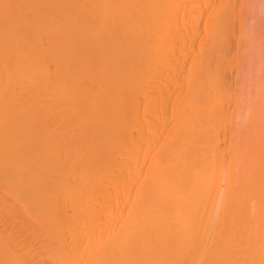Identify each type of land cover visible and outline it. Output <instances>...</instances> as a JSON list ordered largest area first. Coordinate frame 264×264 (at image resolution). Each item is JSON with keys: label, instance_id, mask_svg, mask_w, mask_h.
I'll list each match as a JSON object with an SVG mask.
<instances>
[{"label": "bare ground", "instance_id": "obj_1", "mask_svg": "<svg viewBox=\"0 0 264 264\" xmlns=\"http://www.w3.org/2000/svg\"><path fill=\"white\" fill-rule=\"evenodd\" d=\"M232 2L0 0V264H264V168L219 162Z\"/></svg>", "mask_w": 264, "mask_h": 264}, {"label": "rangeland", "instance_id": "obj_2", "mask_svg": "<svg viewBox=\"0 0 264 264\" xmlns=\"http://www.w3.org/2000/svg\"><path fill=\"white\" fill-rule=\"evenodd\" d=\"M233 2V4H234V7H236V9L234 8V12H235V10H236V12H235V19H234V27H233V31H232V36H231V38H232V43H231V57H229L230 59H228L227 60V62H226V66H227V64H228V66H227V68H225V69H227L228 70V72H227V70H226V73H225V77H224V79H223V81H224V84H226L225 86V91H227V97L224 99V105L225 106H229L228 107V109H229V113H230V117L227 119L226 118V121H225V123H226V125H224V127L222 128V133H221V136H220V145H222L221 146V148H223V152H222V150H221V153H220V155H219V162H220V160L221 159H223V157H224V160H226L225 161V164H226V169H227V171H226V173H228V172H230L231 174L229 175V178H230V176H231V181H232V185H233V188L237 191L238 189H239V187H241V184H242V182H245V185L248 187V190H252V187L253 186H255L256 184H258L257 182H256V184L255 183H253V181H254V178H253V175L256 173V172H258V171H260V170H262L264 167L263 166H261L262 164L261 163H263L262 161H264V151H263V148H264V122H262V121H264V105H262V104H260V102H262L263 103V99H264V79H263V76H264V72H262L261 70H263V67H264V52H263V50H264V41L263 40H261V38L258 40V42H257V40H254V38H252L253 36L252 35H250V32H249V30H250V26L252 27V25H255L256 26V23L258 24V25H260V20L259 19H261V17L263 16L264 17V14H263V10H262V8L260 7L262 4L261 3H263V0L261 1V0H251V2H250V0H244V2L242 1V0H232ZM238 1V2H237ZM249 3V9H248V7H247V4ZM236 3V4H235ZM243 3H244V5L246 4V8H245V6L243 5ZM259 4V5H258ZM260 7V8H259ZM252 9V10H251ZM258 9H260V10H258ZM253 11H255V12H253ZM258 11H259V13H258ZM241 12V13H240ZM250 12V13H249ZM251 12H253L252 14H251ZM237 14V15H236ZM256 15L257 17L260 15L261 17L259 18H257L256 16V18H257V20H256V23L255 24H253V18H252V16L254 17V15ZM196 16H198V15H196ZM196 16H194V17H196ZM240 16H242V17H240ZM237 17V18H236ZM251 17V18H250ZM248 18H250V20L248 19ZM203 19V18H202ZM238 20V21H237ZM247 20H249L248 22L250 23V25H248L249 23H246L247 22ZM244 21V22H243ZM252 21V22H251ZM259 23H258V22ZM236 23V24H235ZM244 25V26H243ZM249 28H248V27ZM254 26V27H255ZM240 27V28H239ZM246 27L249 29V30H247L246 29ZM254 27H252V28H254ZM262 28H264V27H262ZM235 29V30H234ZM264 30V29H263ZM243 31H245V33L243 32ZM247 34H249V35H247ZM213 35V34H212ZM238 35V36H237ZM246 36V37H245ZM264 36V35H263ZM248 37V38H247ZM263 38V37H262ZM248 39V40H247ZM264 39V38H263ZM252 42H251V41ZM249 41V42H248ZM256 41V43H254V42ZM253 43V44H252ZM263 43V44H262ZM249 44V45H248ZM255 44H258V46L260 47V49H259V47L257 46V45H255ZM240 46V47H239ZM261 46H263V47H261ZM235 47V48H234ZM247 47H249V52H247V50H244V49H247ZM239 48H241V49H239ZM243 50H244V52H243ZM240 51V52H239ZM263 52V53H262ZM244 53V54H243ZM254 53H256V55L254 54ZM247 54H250V56L248 57V56H246ZM241 55V56H240ZM254 55H255V59L253 60L254 61V63L257 61V64H259V65H255L254 63H253V61H252V57H254ZM243 56H244V58H243ZM243 59H242V58ZM247 57H248V60L250 61V62H248L247 64H249V65H247V64H245L246 62H243V61H246V59H247ZM234 58V59H233ZM238 59V60H237ZM242 59V60H241ZM245 59V60H244ZM230 60H231V62H230ZM247 60V61H248ZM234 61V62H233ZM258 61H260L259 63H258ZM191 62L193 63L194 61H192V56H190V60H189V63H188V65H186V67H185V69L183 70V72H181L180 74H181V76L182 77H187V76H192V75H194L195 74V70H196V68H195V66L193 65V64H191ZM239 62H242L241 63V65H242V67H241V65L239 64ZM49 63H51L49 66H51V68L50 69H53V64H52V62H49ZM237 63V64H236ZM252 63V64H251ZM243 64L245 65V68L243 67ZM253 64L255 65V66H257L256 67V70L253 68V69H251L252 68V66H253ZM236 65H238V66H236ZM246 65H247V67H246ZM260 65H262L261 67H260ZM229 66H230V68H229ZM248 66L250 67V68H248ZM254 67V66H253ZM260 68V69H259ZM243 69V70H242ZM246 69L247 70H249L250 69V71H252L251 72V74H250V71H248V73L246 72ZM261 71H259V70ZM225 71V70H224ZM238 71V72H237ZM264 71V70H263ZM243 72H244V74H243ZM259 72V73H258ZM237 73V74H236ZM245 73L247 74V75H245ZM256 74V76L255 77H253L252 76V74ZM259 74V75H258ZM263 74V75H262ZM257 75H258V77H257ZM261 75V76H260ZM245 77V78H244ZM248 77V78H247ZM253 77V78H252ZM254 78H256V80L254 79ZM243 79H246L245 81L243 80ZM248 79V80H247ZM255 81H254V80ZM245 83H244V82ZM254 81V82H253ZM258 82V84H257V82ZM261 81V82H260ZM256 82V84H254ZM263 82V83H262ZM244 83V84H243ZM253 85H255L256 86V88H255V86H253ZM246 87V89H243V88H245ZM237 88V89H236ZM249 88V89H248ZM230 89V90H229ZM260 89V90H259ZM233 90V91H232ZM244 91L247 93V94H245L244 93ZM254 91V92H253ZM261 91V92H260ZM231 92H233V93H231ZM235 92V93H234ZM240 94H239V93ZM253 92V93H252ZM258 93V94H257ZM260 93H261V95H260ZM241 94H242V97H241ZM250 94H252V96L253 97H249L250 99V101L247 99L248 98V96L250 95ZM255 94V95H254ZM256 94H257V96H258V100H259V102L257 103V96H256ZM231 95V96H230ZM260 95V96H259ZM239 97V101H240V103H241V98H242V100H243V98H245L244 100H243V103L242 104H240L239 102H237L238 100H236V98H238ZM256 101V103H254L255 101H253V99ZM246 99H247V101H246ZM261 100V101H260ZM238 103V104H237ZM246 104V105H245ZM257 104V105H256ZM258 104H260L259 105V107H258ZM236 105V106H235ZM239 105L241 106V107H239ZM244 105H245V108H244ZM253 107H252V106ZM52 106H54V104L52 105ZM181 106L182 105H180V108H181ZM249 106V107H248ZM261 106H263V107H261ZM44 108V109H43ZM240 108H242V112H241V110H240ZM256 109V110H253V109ZM260 110H258V109ZM42 109L44 110V111H42L41 110V107L39 108V112H40V110H41V112H40V114H42V113H44L45 112V110H46V107H42ZM234 109V110H233ZM252 109V110H251ZM262 109V110H261ZM246 111V113L244 112V111ZM235 111V113H233ZM253 111V112H252ZM263 111V112H262ZM238 112V113H237ZM256 112H258V113H256ZM255 113H256V116H257V118H254V117H256L255 116ZM249 114V115H248ZM263 114V115H262ZM248 115V116H247ZM233 116V117H232ZM232 117V118H231ZM247 117V118H246ZM235 119V120H234ZM244 119H246V120H244ZM260 119H263V120H260ZM232 120L234 121V122H232ZM248 120V121H247ZM228 121V122H227ZM235 121H236V124H235ZM240 121H241V123H240ZM242 122H244V123H242ZM256 122H257V125H256ZM260 122V123H259ZM247 123V124H246ZM255 123V124H254ZM232 124V125H231ZM234 124V125H233ZM242 128L241 130L243 131L244 129V131H243V133H242V131L241 130H239L238 131V129H240V127ZM247 126V129H246V126ZM250 125V126H249ZM253 125H256L255 127L253 126ZM260 125H263V126H261V128H259L260 127ZM227 127V128H226ZM233 127H236V129L235 128H233ZM249 127H251V128H249ZM253 128V129H252ZM256 128H258V129H256ZM225 130H227V132L229 131V134H227L226 136L228 137V138H226V141H225V138H224V136H225ZM247 130V131H246ZM256 130H257V132H256ZM258 130H260V131H258ZM231 131V132H230ZM235 131H237L236 133H235ZM246 131V132H245ZM255 133H254V132ZM245 132V133H244ZM258 133H259V135H258ZM244 134V135H243ZM224 135V136H223ZM254 135H256V137L254 136ZM258 135V136H257ZM254 136V137H253ZM257 137H258V139H257ZM245 138H246V140H245ZM232 139H233V141H232ZM255 139V142L254 143H252V145H255V146H253L254 147V149H253V147L251 146V148H250V141L251 142H253V140ZM240 143V144H239ZM244 143L245 144H247L246 146H247V148L245 149V145H244ZM261 143V144H260ZM237 144V149H236V147H235V145ZM257 144H258V147L256 148V146H257ZM233 145V146H232ZM249 145V146H248ZM243 147V148H242ZM249 147V148H248ZM263 147V148H262ZM240 150H239V149ZM243 149V150H242ZM251 149L253 150V153L255 154H252V151H251ZM259 149H262V152H261V150H259ZM249 150V151H248ZM227 151V152H226ZM247 151V152H246ZM259 153H258V152ZM245 153H247V154H245ZM261 153V154H260ZM243 154H244V156H243ZM235 155V156H234ZM239 156V158H237ZM247 156H249V157H247ZM256 156H258L259 157V159H258V157H256ZM261 156V157H260ZM250 157H251V159H250ZM228 158V159H227ZM232 158V159H231ZM236 161H235V160ZM239 159H240V161H239ZM253 159V160H252ZM256 159H258V162H256ZM233 160V161H232ZM230 162H232L231 164H230ZM234 162V163H233ZM261 162V163H260ZM237 165H236V164ZM240 163H241V165H240ZM229 164V165H228ZM232 165V166H231ZM258 167H257V166ZM260 165V166H259ZM231 167V171H230V168L229 167ZM247 166H248V172H247ZM236 167L239 169L238 171L236 170ZM241 167V168H240ZM249 167H250V169L252 168V167H254V168H252V170H251V172H250V169H249ZM220 168H222V167H220ZM235 169V170H234ZM246 169V170H245ZM242 170V171H241ZM245 172H244V171ZM254 170V171H253ZM233 171V172H232ZM238 173H237V172ZM256 171V172H255ZM125 172V171H124ZM243 173V174H242ZM245 173H247L246 175H244ZM250 174V175H249ZM251 174H252V176H251ZM240 176V178H239V176ZM244 175V176H243ZM255 176V175H254ZM245 177V178H244ZM242 178V179H241ZM247 178V179H246ZM237 179H238V183L236 184V181H237ZM243 179H246V180H244L243 181ZM242 180V181H241ZM229 182H230V180H229ZM224 183V182H223ZM249 184V185H248ZM253 185V186H252ZM230 186H231V183H230ZM243 186V185H242ZM245 187V186H244ZM242 188V187H241ZM250 188V189H249ZM232 189V186H231V188H230V190ZM242 190V189H241ZM241 190H239V192L238 193H240L241 192ZM247 190V189H246ZM235 191V192H236ZM0 192H2V190H0ZM234 192V191H233ZM231 193V194H234V193ZM246 192H248V191H246ZM3 193V192H2ZM242 194V193H241ZM252 194V193H251ZM250 194V195H251ZM235 195H236V193H235ZM239 195V194H238ZM237 195V196H238ZM246 195H247V193H246ZM248 197H247V199L248 198H250L251 199V197L253 196V195H251V197L249 196V194L247 195ZM235 198H236V196H235ZM239 198V197H238ZM240 199V198H239ZM249 199V200H250ZM132 200V201H131ZM251 200H253V198L251 199ZM134 203V196H132L131 195V198H130V200H129V203L131 204V203ZM253 202V201H252ZM254 202L256 203V200L254 199ZM254 202L252 203V204H254ZM132 205V204H131ZM130 206V205H129ZM127 209H129L128 207H127ZM256 210V209H255ZM257 211V210H256ZM251 212H254L253 211V209H252V211ZM256 213H258V212H256ZM127 216V212L124 214V217H126ZM255 216H257L256 214H255ZM123 217V218H124ZM125 219V218H124ZM93 252H94V249H91V255L93 254Z\"/></svg>", "mask_w": 264, "mask_h": 264}]
</instances>
